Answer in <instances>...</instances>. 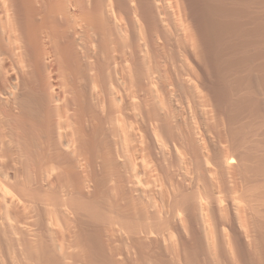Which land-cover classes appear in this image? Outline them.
I'll list each match as a JSON object with an SVG mask.
<instances>
[{"label": "bare ground", "instance_id": "obj_1", "mask_svg": "<svg viewBox=\"0 0 264 264\" xmlns=\"http://www.w3.org/2000/svg\"><path fill=\"white\" fill-rule=\"evenodd\" d=\"M188 2L0 0V264H264V0Z\"/></svg>", "mask_w": 264, "mask_h": 264}, {"label": "rangeland", "instance_id": "obj_2", "mask_svg": "<svg viewBox=\"0 0 264 264\" xmlns=\"http://www.w3.org/2000/svg\"><path fill=\"white\" fill-rule=\"evenodd\" d=\"M188 1V0H187ZM196 2H198L197 4H196V6H195V3ZM189 4H193L195 7H196V9H198L199 7H201L202 6V0H191V3H190V0H189V2H188ZM201 6H200V5ZM193 7V6H192ZM199 10H200V8H199ZM197 20H198V22H199V24L202 22V21H200V20H203V19H201V17H198L197 18ZM202 24H203V22H202ZM195 25V24H194Z\"/></svg>", "mask_w": 264, "mask_h": 264}]
</instances>
